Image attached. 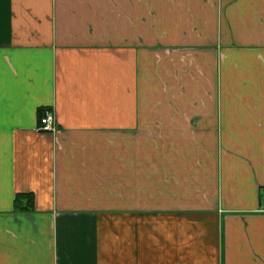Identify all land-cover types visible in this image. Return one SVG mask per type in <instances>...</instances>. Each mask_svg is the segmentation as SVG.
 I'll return each mask as SVG.
<instances>
[{"label": "crops", "instance_id": "1", "mask_svg": "<svg viewBox=\"0 0 264 264\" xmlns=\"http://www.w3.org/2000/svg\"><path fill=\"white\" fill-rule=\"evenodd\" d=\"M262 189L264 0H0V264H264Z\"/></svg>", "mask_w": 264, "mask_h": 264}, {"label": "built area", "instance_id": "2", "mask_svg": "<svg viewBox=\"0 0 264 264\" xmlns=\"http://www.w3.org/2000/svg\"><path fill=\"white\" fill-rule=\"evenodd\" d=\"M38 126L36 128L37 132H45V133H56L57 131V123L55 114L51 109L43 110L41 116L39 117Z\"/></svg>", "mask_w": 264, "mask_h": 264}, {"label": "trees", "instance_id": "3", "mask_svg": "<svg viewBox=\"0 0 264 264\" xmlns=\"http://www.w3.org/2000/svg\"><path fill=\"white\" fill-rule=\"evenodd\" d=\"M264 191V189H262ZM31 196L30 195H18L14 200V207L18 211H29L31 209ZM25 199V200H24Z\"/></svg>", "mask_w": 264, "mask_h": 264}]
</instances>
